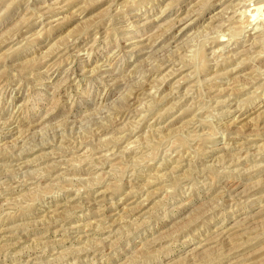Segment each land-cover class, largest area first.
<instances>
[{"label": "rangeland", "instance_id": "rangeland-1", "mask_svg": "<svg viewBox=\"0 0 264 264\" xmlns=\"http://www.w3.org/2000/svg\"><path fill=\"white\" fill-rule=\"evenodd\" d=\"M0 264H264V0H0Z\"/></svg>", "mask_w": 264, "mask_h": 264}, {"label": "bare ground", "instance_id": "bare-ground-1", "mask_svg": "<svg viewBox=\"0 0 264 264\" xmlns=\"http://www.w3.org/2000/svg\"><path fill=\"white\" fill-rule=\"evenodd\" d=\"M249 1V0H248ZM241 2V1H240ZM58 5V4H57ZM54 8V7H53ZM240 13V12H239ZM241 17V16H240ZM56 19V18H55ZM58 19V18H57ZM186 23V22H185ZM146 24V23H145ZM189 25L190 24H187L186 26H183L180 30H185V29H187L188 27H189ZM152 27V26H151ZM257 32V31H256ZM134 41H138V40H134ZM126 42V41H125ZM132 43H134V42H132ZM131 44V43H130ZM248 44V43H247ZM145 46V45H144ZM150 50V49H149ZM124 52V51H123ZM236 52V51H235ZM244 52H246V51H244ZM123 54V53H122ZM125 57V56H124ZM103 65V64H102ZM109 73H111V72H109ZM113 77V76H112ZM112 81V80H111ZM46 83V82H45ZM48 85V84H47ZM51 85V84H50ZM50 87V86H49ZM7 127V126H6ZM15 130H17V129H15ZM246 148V147H245Z\"/></svg>", "mask_w": 264, "mask_h": 264}]
</instances>
